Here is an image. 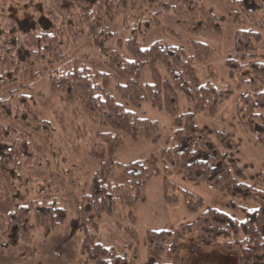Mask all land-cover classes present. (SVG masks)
Masks as SVG:
<instances>
[{
  "label": "trees",
  "instance_id": "1",
  "mask_svg": "<svg viewBox=\"0 0 264 264\" xmlns=\"http://www.w3.org/2000/svg\"><path fill=\"white\" fill-rule=\"evenodd\" d=\"M54 1L65 14L64 23L73 31L74 39L86 37L92 41L105 57L109 72L89 68L88 56L72 57L66 51L59 27L48 31L36 18L29 28L23 29L13 17L14 11L25 8L33 12L36 7L44 10L43 0H0V201L6 195L11 197L8 216L0 213L2 247H32L34 226L49 238L69 224L70 202L63 188L31 173L33 169H51L50 153L55 159H67L59 148L46 152L30 136V131L49 134L51 123L38 116L32 97L16 96L21 88L42 76L47 77L62 102L74 106L75 112L94 124L111 128L115 150L145 139L160 143L161 126L145 117V107L167 113L174 125L172 138L165 140L158 151L167 167L160 166L157 154L124 166L111 158L93 175L88 193L75 197L82 233L80 264H181L182 241L189 232L197 234L199 246H220L225 252H235L239 264H264V191L247 183L234 157L239 150L235 137L217 132L215 144L196 121L199 114L217 116L235 96L228 85L217 88L219 74L214 66L208 65L211 81L206 84L200 81L195 69L196 63L209 64L218 52L172 30L168 35L191 47L193 57L166 41H157L148 48L140 43L142 37L160 27L166 13L177 18L190 35L207 33L222 37L221 19L199 0H97L91 6L87 0ZM219 1L231 8L237 27L234 44L238 59L227 60L229 77L240 85L261 89L255 97L241 95L235 114L223 122L232 130L239 122L264 148V62L260 56L264 0ZM119 13L130 34L124 42H118L119 50H111L106 44L115 34L109 22ZM47 16L45 20L52 24L53 13L48 12ZM146 68L150 70L149 83L142 80ZM24 79L26 83L20 86ZM180 96L189 108L185 113L179 106ZM10 120L20 121L28 130L18 131ZM115 166L124 168L129 175L127 183H110L109 175ZM173 170L186 182L226 195L231 209L243 220L217 209H205L200 197L176 189L180 196H174L172 202L182 199L187 212L197 216L193 223L177 232L147 231L145 255L137 251L121 254L115 247L98 241L103 218L115 216L119 208L147 202V186L155 179L162 178L166 187L175 188L169 181ZM61 177L72 189L81 186L68 168H64ZM257 182L264 186V172ZM32 184L37 185L43 197L26 204ZM240 202H251L255 207L247 208ZM123 231L136 234L132 228Z\"/></svg>",
  "mask_w": 264,
  "mask_h": 264
},
{
  "label": "rangeland",
  "instance_id": "2",
  "mask_svg": "<svg viewBox=\"0 0 264 264\" xmlns=\"http://www.w3.org/2000/svg\"><path fill=\"white\" fill-rule=\"evenodd\" d=\"M87 1L91 6L97 0ZM199 1L213 14L218 16L224 26V35L219 38L208 34L193 36L195 40L209 45L219 53L212 64H214L213 66L219 74L216 85L220 89L228 85L227 78L224 74L227 71L224 66L225 62L226 60L233 59L231 58L232 55L236 54L234 50L236 25L231 16V8L224 5L221 1ZM43 2H45L44 10L36 7V10L33 12L32 9L25 8V10L14 11L13 17L20 22L23 29L29 28L32 20H36V18L39 19V22L48 31L59 27L63 30L66 51L72 57L81 58L88 56L86 64L89 68L93 71L109 72L105 57H103L100 49L93 46L92 41L90 42L86 37L80 40L74 39L73 31L64 23L66 21L64 20L65 14L57 8L55 1L43 0ZM48 12L53 13L55 17L53 21L55 23L53 22L51 24L45 20ZM177 21L182 25L179 20ZM109 26L115 34V38L106 44V48L119 50L118 42H124L129 37L130 30L126 29L121 13L117 14L113 21L109 22ZM169 28L178 31L174 25ZM158 33L155 32V34ZM155 34H150L146 39L142 37L140 42L143 46H148L145 44H153L158 40H162V34L160 36L158 35V37H155L157 36ZM183 45L187 54L192 52L188 46ZM260 56L264 60V33L260 46ZM203 67L204 65L200 63L196 64V70L202 81L203 73L205 74V71L202 70ZM142 80L143 83H149L151 81L150 70L148 68L143 71ZM25 83L26 81L24 79L20 86ZM21 94L32 97L36 101L34 109L38 116L42 120L51 123V132L49 134L46 132L33 134L30 131V136L46 152H51L52 148L56 147L61 150L62 156L67 159V161H63L60 158L55 159L50 153L49 156L52 157L50 158L52 163L51 169L38 168L33 169L31 173L35 178L52 180L63 188L64 196L70 202L69 224L49 238H45L41 230L37 226H34V246L32 247L3 248L0 236V264H80V261L83 259L80 255L82 233L78 221L75 197H81L88 193L93 175L111 158H114L115 162L124 166L130 162L157 154L156 156L159 159L160 166L167 167L168 165L158 154V151L160 145L165 140L172 138L174 132L173 121L167 113L145 107V117L159 122L161 126L160 143H154L151 139H145L115 150V142L111 140L114 132L111 128L90 122L86 117L75 112L73 105H67L62 102L60 100V94L50 87L47 77L38 76L29 82L27 88H21L16 93V96ZM180 99L181 103L179 106L181 112L185 113L189 109L188 105L183 96H180ZM234 103V101L227 102L220 115L225 114L224 118L231 117ZM203 117L199 116L197 123L211 141L216 144V132L226 133L229 127L224 122H219V118L214 120V123H210L204 120ZM10 121L18 131L28 130L20 121ZM109 134L111 136H107ZM242 135L241 133L237 134V141L240 148L234 157L243 170L247 178V183L253 188L259 187L260 184H258L257 178L261 174L260 172L264 170L263 157L251 143L250 139L252 138L246 136L247 134ZM64 168H68V170H72L75 173V178L81 184L79 188L72 189L64 178L61 177ZM129 180L130 177L125 173L124 168H119L118 166H115V169L109 175V181L113 185H123ZM169 181L175 185V188L166 187L165 181L162 178L155 179L147 186V202L134 207L119 208L115 216L103 218L100 222L98 241L107 246L115 247L121 254H131L133 251H137L141 255H145L147 231L170 230L177 232L183 226L189 225L196 220V215L187 212L182 199H179L177 202H172L174 196H180V189L184 191L193 190L192 192H196L194 193L195 195L200 194L198 191H205L201 192L202 194L198 195V197L204 200L207 209L212 204L217 210L239 221L243 220L240 214L231 209L230 200L226 195L215 191L212 192V189L204 185L186 182L182 180L181 174L175 170H173ZM210 193L217 194L212 196ZM42 197L43 195L38 192L37 185L32 184L26 204L32 200H41ZM240 204L247 208L255 207L251 202H240ZM10 209L11 197L6 195L0 201V213L8 216ZM131 216L136 217V220H132ZM127 228L134 229L136 231L135 236L127 232L124 233L123 230L126 231ZM180 258L181 264H239V257L235 252H225L220 246H199L198 236L195 232H189L184 236Z\"/></svg>",
  "mask_w": 264,
  "mask_h": 264
},
{
  "label": "crops",
  "instance_id": "3",
  "mask_svg": "<svg viewBox=\"0 0 264 264\" xmlns=\"http://www.w3.org/2000/svg\"><path fill=\"white\" fill-rule=\"evenodd\" d=\"M173 18H175V17H172L171 15H169L168 13H166V14H164L162 17H161V25H160V27L159 28H157L156 30H154V31H152L151 33H149V34H147L146 36H144L143 38L144 39H146L148 36H150V34H155V32H159L158 34H155V35H157V36H155V37H158V35L160 36L161 34H162V36H163V38H162V40H158V41H166V42H169V43H171V44H174V45H177V46H180V47H182L183 49H184V51H185V53L187 54V52H186V50H185V47H184V45L183 44H185V42H182V41H179V40H177V39H175V38H173V37H171V36H169L168 35V31L169 30H171L169 27L170 26H172V25H174L175 27H176V29H178V31H174V30H172V31H174V32H176V33H178V34H180L184 39H191V40H195L194 38H193V36H195V35H190L188 32H187V30L185 29V27L184 26H182L177 20V18L176 19H173ZM171 22V23H170ZM236 30H237V27H236ZM235 33H236V31H235ZM167 34V35H166ZM202 34H207V33H202ZM199 35V34H198ZM208 35H211V34H208ZM211 36H214V35H211ZM214 37H216V36H214ZM217 38H219V37H217ZM234 38H235V35H234ZM198 41V40H197ZM157 42V41H156ZM141 43V42H140ZM155 43V42H154ZM153 43V44H154ZM183 43V44H182ZM153 44H151V43H149V44H145V45H148V46H143V44L141 43V46L143 47V48H148V47H150L151 45H153ZM186 46H188L187 44H185ZM189 47V46H188ZM191 50H192V48L191 47H189ZM234 50H235V44H234ZM219 54V53H218ZM193 55H194V53H193V50H192V52H189L188 54H187V56L188 57H193ZM237 58V54H234V55H232V57L231 58ZM216 59V57L209 63V64H202V65H204V67H203V69L202 70H204L205 71V74L203 73V81L202 80H200L203 84H206V83H208V82H210L211 81V79H210V77H209V74H208V70H207V68H208V65H214V64H212V62L214 61ZM263 62H264V60H262ZM226 62H227V60H226ZM226 62H225V67H226ZM197 64V63H196ZM196 64H195V69H196ZM226 70H227V68H226ZM197 71V70H196ZM197 74H198V71H197ZM224 74H225V76H226V78H227V81H228V86H230L231 88H233L234 89V91H235V96L231 99V100H229V101H227V102H231V101H234L235 103H234V109L232 110V113H231V115H234L235 114V109H236V102H237V100H238V98L241 96V95H244V94H248V95H252V96H257V94L261 91V89L260 88H258V87H250V86H243V85H240V84H238L237 82H235L234 80H232L230 77H229V74H228V71H225L224 72ZM199 76V75H198ZM215 85H216V83H215ZM217 86V85H216ZM218 88V87H217ZM227 102L224 104V106L227 104ZM224 106L222 107V109L219 111V113L217 114V116H215V117H211V116H209L208 114V116L207 115H204V114H199V115H196V121H198V118H199V116H204L203 118H204V120H206V121H209L210 123H214L215 121L214 120H216L217 118H219L218 119V121L219 122H223V119H224V115L225 114H223V115H220L221 114V112H223V110H224ZM189 109H187V111H188ZM186 111V112H187ZM230 114V113H229ZM206 123V122H205ZM217 133V132H216ZM225 133V132H224ZM241 133V136H243L242 134H247L246 136H249V138H252V139H250L251 140V143L253 144V146H255L256 147V149H257V152L263 157V161H264V148H262L259 144H258V142L256 141V139L253 137V135H251L249 132H247L240 124H239V122H236V129L235 130H232L231 128H229V130L226 132V134L227 135H233L234 137H235V140H236V142L238 143V141H237V134H240ZM252 140H254V141H252ZM254 142H256V143H254ZM239 144V143H238ZM255 144H257V145H255ZM239 148H240V145H239ZM254 163V162H253ZM262 172H264V170L262 171ZM262 172H260V173H262ZM183 180V179H182ZM256 189H259V190H262V191H264V186H259V187H255ZM193 191V190H192ZM191 190H188V192H190V193H196V192H192ZM200 192V194H196V196H198V195H201L202 193L201 192H205V191H198V193ZM212 192H214V191H212ZM210 194H212V196H214V195H216L217 193H210ZM195 195V194H194ZM219 196V195H218ZM222 198V197H221ZM203 200V199H202ZM222 200V199H221ZM204 201V200H203ZM184 202V201H183ZM185 204V203H184ZM207 207V206H206ZM205 207V209H207ZM208 209H216V208H214V206L211 204L210 206H209V208ZM197 217V216H196Z\"/></svg>",
  "mask_w": 264,
  "mask_h": 264
}]
</instances>
